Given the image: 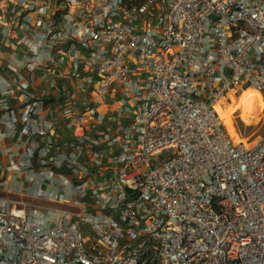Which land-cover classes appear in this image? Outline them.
I'll list each match as a JSON object with an SVG mask.
<instances>
[{"label":"built area","instance_id":"1","mask_svg":"<svg viewBox=\"0 0 264 264\" xmlns=\"http://www.w3.org/2000/svg\"><path fill=\"white\" fill-rule=\"evenodd\" d=\"M153 1L0 5V264H264V0Z\"/></svg>","mask_w":264,"mask_h":264},{"label":"bare ground","instance_id":"2","mask_svg":"<svg viewBox=\"0 0 264 264\" xmlns=\"http://www.w3.org/2000/svg\"><path fill=\"white\" fill-rule=\"evenodd\" d=\"M215 106L233 141L247 142L248 138L239 132L237 124L242 122L253 127L261 124L264 120V91L253 86L241 92L233 88L229 90V95L225 99H219Z\"/></svg>","mask_w":264,"mask_h":264},{"label":"rangeland","instance_id":"3","mask_svg":"<svg viewBox=\"0 0 264 264\" xmlns=\"http://www.w3.org/2000/svg\"><path fill=\"white\" fill-rule=\"evenodd\" d=\"M159 3L161 4V6L163 7V8H165V2H164V0H162V1H159ZM1 4H4V0H0V5ZM1 7H2V5H1ZM3 8V7H2ZM10 15V13H8V16ZM3 53L2 52H0V56L2 55ZM22 56H23V54L21 53H18L17 54V58H16V60H12V62L13 63H11V66H14L16 69H22L23 68V62L20 60L21 58H22ZM0 59H2V57H0ZM1 62V61H0ZM1 64H2V62H1ZM1 67V66H0ZM36 69H37V72L35 73V74H33V78H38V79H42L43 77L46 79H49V78H52L53 76H54V74L53 73H51L50 72V70H52L51 68H50V66H49V63H47L46 64V67H39V66H37L36 67ZM80 70V69H79ZM78 70V71H79ZM82 71L83 72H85V75H88L89 74V72L87 71V69H82ZM4 75H11V73L9 72V70H4L3 72H2ZM37 74H38V76H37ZM29 76V78H30V75H28ZM31 79V78H30ZM50 80H48V82H49ZM42 84H46V81L44 80L43 82H42ZM46 85H44V87H45ZM241 90V89H240ZM241 91H243V90H241ZM229 95V93L226 95V97ZM78 97V99H79V101H81L82 99H84V97L83 98H81V96L79 95V96H77ZM116 109V108H115ZM112 110V109H111ZM117 110V109H116ZM115 114H117V111H112L111 113H108V114H106V118L105 119H103V121H102V123L99 125V127H100V129H105V130H108V129H110L111 127H112V125L114 124V126H116V124H115V122H113V121H115V119H114V116H115ZM235 119H236V116H235ZM91 121V119H88L87 120V125H88V128L90 129V124L88 123V122H90ZM237 121H238V119H237ZM236 121V122H237ZM100 123V122H99ZM226 127V126H225ZM237 128L239 129V132L242 134V135H244V136H247L248 134H250V135H253V138H256V137H259L260 135H262V134H264V125H262V122H261V124L259 125V126H256V127H253V126H247V125H244L242 122H240V125H239V122H238V124H237ZM226 130H227V132H228V129L226 128Z\"/></svg>","mask_w":264,"mask_h":264},{"label":"trees","instance_id":"4","mask_svg":"<svg viewBox=\"0 0 264 264\" xmlns=\"http://www.w3.org/2000/svg\"><path fill=\"white\" fill-rule=\"evenodd\" d=\"M156 1L159 3V1H162V0H154L153 2H156ZM147 2H150V0H128V3L131 5L143 4V3H147Z\"/></svg>","mask_w":264,"mask_h":264},{"label":"crops","instance_id":"5","mask_svg":"<svg viewBox=\"0 0 264 264\" xmlns=\"http://www.w3.org/2000/svg\"><path fill=\"white\" fill-rule=\"evenodd\" d=\"M240 92H241V90H240Z\"/></svg>","mask_w":264,"mask_h":264}]
</instances>
